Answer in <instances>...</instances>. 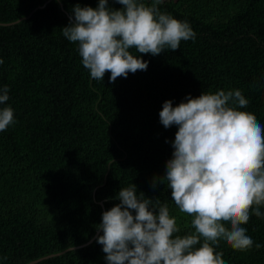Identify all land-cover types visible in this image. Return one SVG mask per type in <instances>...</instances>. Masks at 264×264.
Listing matches in <instances>:
<instances>
[{"label":"trees","instance_id":"16d2710c","mask_svg":"<svg viewBox=\"0 0 264 264\" xmlns=\"http://www.w3.org/2000/svg\"><path fill=\"white\" fill-rule=\"evenodd\" d=\"M77 4L98 0H0V89H9L0 109L14 111L0 132V264H107L97 225L131 184L168 206L176 235L193 233L194 217L180 212L163 177L178 131L160 122L164 101L240 90L248 105L238 110L264 126V0H163L159 10L187 21L195 38L157 56L131 49L147 70L115 82L109 72L91 78L78 43L63 35ZM259 211L241 225L252 248L219 241L225 264H264Z\"/></svg>","mask_w":264,"mask_h":264},{"label":"clouds","instance_id":"9594fccd","mask_svg":"<svg viewBox=\"0 0 264 264\" xmlns=\"http://www.w3.org/2000/svg\"><path fill=\"white\" fill-rule=\"evenodd\" d=\"M116 2L120 9L110 8L108 0H98L96 8L77 4L62 28L67 40L78 43L82 64L93 79L103 80L109 72V81L115 82L147 70L148 62L133 55V48L157 56L195 38L187 21L159 10L163 0H152L150 6L138 0ZM8 92L7 86L0 89V104L9 100ZM185 101L173 106L166 100L159 112L165 128L178 127L163 177L180 212L194 217L195 231L176 235L179 228L168 206L142 192L138 197L131 184L119 190V203L104 211L97 225L102 232L97 243L107 264H225L216 251L220 240L234 250L253 246L241 225L250 212L262 215L264 126L252 113L238 110L248 105L240 90L189 95ZM13 123V109H0V132ZM156 185L153 181L152 187Z\"/></svg>","mask_w":264,"mask_h":264}]
</instances>
